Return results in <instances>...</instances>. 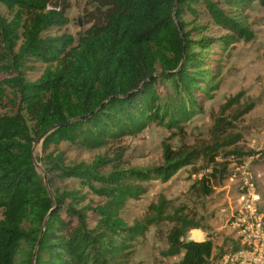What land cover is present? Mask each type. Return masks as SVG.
Returning a JSON list of instances; mask_svg holds the SVG:
<instances>
[{"label":"trees","instance_id":"16d2710c","mask_svg":"<svg viewBox=\"0 0 264 264\" xmlns=\"http://www.w3.org/2000/svg\"><path fill=\"white\" fill-rule=\"evenodd\" d=\"M91 1L97 19L75 43L69 33H46L68 24L65 0H0L10 13L0 12V264H131L135 241L161 219L175 223L162 255H181L177 264H207L212 239H186L199 223L164 215V199L132 224L122 212L151 181H167L201 156L213 161L215 147L183 152L164 142L161 162L140 167L125 165L122 152L68 164L58 146L67 141L97 149L153 123L183 133L219 88L222 53L254 38L241 14L264 0ZM198 6L208 24L188 28L183 16L197 18ZM210 26L224 32L192 37L193 30ZM215 44L221 52H209ZM36 62L45 67L29 79V63ZM40 137L39 160L51 193L33 157ZM71 178L101 200L93 205L87 192L55 185ZM90 211L97 215L93 227Z\"/></svg>","mask_w":264,"mask_h":264},{"label":"rangeland","instance_id":"374dc122","mask_svg":"<svg viewBox=\"0 0 264 264\" xmlns=\"http://www.w3.org/2000/svg\"><path fill=\"white\" fill-rule=\"evenodd\" d=\"M65 1L68 3V24L60 29L53 27L46 33L66 32L76 43L97 19V6L91 0ZM196 8L197 18L190 13L183 16L188 28L208 24L203 8ZM0 12L7 17L10 15L1 3ZM241 19L254 32V38L241 40L222 53L224 65L219 88L212 98L203 100L202 111L184 125L183 133L172 135L167 128L153 123L136 136H126L97 149L83 148L67 141L58 146L64 150L68 164L91 161L96 155L112 157L122 152L125 165L140 167L161 162L164 142L183 152L204 146L215 147L217 153L213 161L201 156L169 180L151 181L147 192L140 199L129 200L122 212L125 221L132 224L151 215V207L164 199V215L184 216L199 223L200 228L189 230L186 239H212L213 252L207 264H264V4L254 1L241 14ZM223 32L210 26L193 30L192 37H217ZM212 51L221 52L216 44L209 49ZM29 64L34 65V69L27 71L26 75L29 79H36L45 65L41 62ZM237 94L239 96L235 98ZM232 98L233 101L226 105ZM249 104L251 109L241 113ZM230 139L235 141L226 143ZM40 144L41 140L34 142L33 157L37 169L43 173L39 160ZM236 151L244 154L238 156L233 153ZM202 184L211 191L205 193ZM55 185L60 190L74 187L87 192V199L93 205L101 200L76 179L56 181ZM240 216L244 220L240 221ZM96 219V213L90 211L89 227L95 225ZM245 221L261 226H255V232L254 226L251 232L244 231ZM173 224L170 219H161L150 225L144 236L135 241L130 263L177 264L181 255L164 256L161 253L167 248L166 236ZM258 256L262 258L260 262Z\"/></svg>","mask_w":264,"mask_h":264},{"label":"built area","instance_id":"2783aa9c","mask_svg":"<svg viewBox=\"0 0 264 264\" xmlns=\"http://www.w3.org/2000/svg\"><path fill=\"white\" fill-rule=\"evenodd\" d=\"M249 209H250V211H252V210H251L252 208L249 207ZM252 213H253V212H252ZM239 220L242 221V220H244V218H243L242 216H240V217H239ZM246 223H247V222L245 221L244 226H243V230H244V231H250V232H251V228L254 226L253 231L255 232V230H256L255 226L258 227V228H260V226H261L260 223H257V224H255V225L252 224V223H247V224H246ZM253 231H252V232H253ZM255 236H256V235H255ZM257 258L259 259V262L262 260L261 256H258ZM263 259H264V258H263Z\"/></svg>","mask_w":264,"mask_h":264},{"label":"water","instance_id":"95a60500","mask_svg":"<svg viewBox=\"0 0 264 264\" xmlns=\"http://www.w3.org/2000/svg\"><path fill=\"white\" fill-rule=\"evenodd\" d=\"M40 140H41V137L36 140V143H38ZM33 148H34V145H33ZM43 177H44V182H45L46 188H48V191L50 192L49 187H48V183H47V177L44 173H43ZM34 256H35V252L33 253V258H34Z\"/></svg>","mask_w":264,"mask_h":264},{"label":"crops","instance_id":"0c3cea01","mask_svg":"<svg viewBox=\"0 0 264 264\" xmlns=\"http://www.w3.org/2000/svg\"><path fill=\"white\" fill-rule=\"evenodd\" d=\"M194 230H197V229H194ZM206 238H207V237H206ZM206 238H205V239H206ZM202 240H204V239H202ZM197 241H201V240H197ZM212 252H213V251H212Z\"/></svg>","mask_w":264,"mask_h":264}]
</instances>
